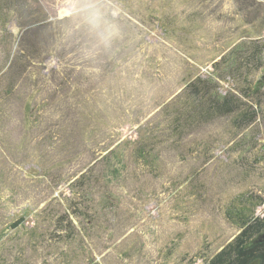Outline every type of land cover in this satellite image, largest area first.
<instances>
[{"label":"rangeland","instance_id":"obj_1","mask_svg":"<svg viewBox=\"0 0 264 264\" xmlns=\"http://www.w3.org/2000/svg\"><path fill=\"white\" fill-rule=\"evenodd\" d=\"M263 74L264 0H0V264H210L264 221Z\"/></svg>","mask_w":264,"mask_h":264},{"label":"trees","instance_id":"obj_2","mask_svg":"<svg viewBox=\"0 0 264 264\" xmlns=\"http://www.w3.org/2000/svg\"><path fill=\"white\" fill-rule=\"evenodd\" d=\"M197 83H201L200 80ZM197 83H193L194 92H199L200 88ZM259 86L264 87V74ZM263 223L264 221H256L246 224L235 240L216 254L210 264H264V241L253 240L255 233H259ZM17 225L18 223L14 227Z\"/></svg>","mask_w":264,"mask_h":264}]
</instances>
